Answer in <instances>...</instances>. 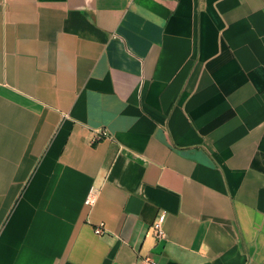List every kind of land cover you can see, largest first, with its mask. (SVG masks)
Masks as SVG:
<instances>
[{"label": "crops", "instance_id": "crops-1", "mask_svg": "<svg viewBox=\"0 0 264 264\" xmlns=\"http://www.w3.org/2000/svg\"><path fill=\"white\" fill-rule=\"evenodd\" d=\"M145 260L264 264V0H0V264Z\"/></svg>", "mask_w": 264, "mask_h": 264}, {"label": "built area", "instance_id": "built-area-1", "mask_svg": "<svg viewBox=\"0 0 264 264\" xmlns=\"http://www.w3.org/2000/svg\"><path fill=\"white\" fill-rule=\"evenodd\" d=\"M131 1V0H130ZM110 136L109 132L106 130H98L95 133V137H94V142L99 141L102 138H108ZM97 201V196L95 194V192L90 193V195L87 197L86 201H85V205L88 207H93L96 204ZM165 219H166V215L162 214L160 215V217L158 218V220L155 222L154 224V230L156 231L157 237L160 241L165 240L166 238V232L164 229V223H165ZM95 232L97 235H105L107 233V230L105 228L104 224L99 225L98 227H96ZM141 264H156L153 261H148L145 260L143 263Z\"/></svg>", "mask_w": 264, "mask_h": 264}]
</instances>
